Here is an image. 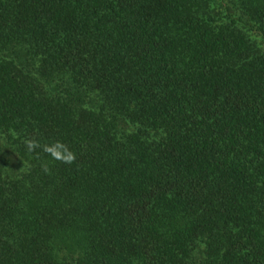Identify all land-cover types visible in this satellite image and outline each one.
Masks as SVG:
<instances>
[{
  "label": "trees",
  "instance_id": "1",
  "mask_svg": "<svg viewBox=\"0 0 264 264\" xmlns=\"http://www.w3.org/2000/svg\"><path fill=\"white\" fill-rule=\"evenodd\" d=\"M0 264H264V0H0Z\"/></svg>",
  "mask_w": 264,
  "mask_h": 264
}]
</instances>
